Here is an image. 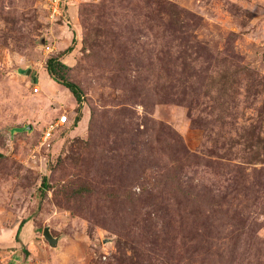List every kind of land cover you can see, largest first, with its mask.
Returning <instances> with one entry per match:
<instances>
[{"label":"rangeland","instance_id":"obj_1","mask_svg":"<svg viewBox=\"0 0 264 264\" xmlns=\"http://www.w3.org/2000/svg\"><path fill=\"white\" fill-rule=\"evenodd\" d=\"M0 264H264V0H0Z\"/></svg>","mask_w":264,"mask_h":264},{"label":"trees","instance_id":"obj_2","mask_svg":"<svg viewBox=\"0 0 264 264\" xmlns=\"http://www.w3.org/2000/svg\"><path fill=\"white\" fill-rule=\"evenodd\" d=\"M69 67L64 64L60 58H50L46 62V71L49 74V76L57 83L61 84L65 88H67L72 95L74 96L75 100L78 103V106L81 107L82 102V95L80 93L79 87L71 82H66L63 78L64 72L68 70ZM62 78V79H61Z\"/></svg>","mask_w":264,"mask_h":264},{"label":"built area","instance_id":"obj_3","mask_svg":"<svg viewBox=\"0 0 264 264\" xmlns=\"http://www.w3.org/2000/svg\"><path fill=\"white\" fill-rule=\"evenodd\" d=\"M34 91H35V92H38V88L35 87V88H34ZM68 122H69V117H68L67 114H62L60 117H58V118L56 119V121H55V122H52V123L48 126L47 130L44 132V135H43V141H46V140L50 139V138L52 137L51 135H52L53 131H54L56 128H58V127H62V126H64V125H66Z\"/></svg>","mask_w":264,"mask_h":264},{"label":"water","instance_id":"obj_4","mask_svg":"<svg viewBox=\"0 0 264 264\" xmlns=\"http://www.w3.org/2000/svg\"><path fill=\"white\" fill-rule=\"evenodd\" d=\"M29 72H30V70L27 71V74H28ZM44 236H45V238H46L48 241L55 243V239L50 235V233H49V229H48V228L45 229V231H44Z\"/></svg>","mask_w":264,"mask_h":264},{"label":"crops","instance_id":"obj_5","mask_svg":"<svg viewBox=\"0 0 264 264\" xmlns=\"http://www.w3.org/2000/svg\"><path fill=\"white\" fill-rule=\"evenodd\" d=\"M49 75V74H48Z\"/></svg>","mask_w":264,"mask_h":264}]
</instances>
